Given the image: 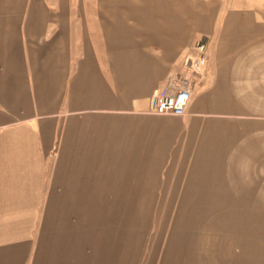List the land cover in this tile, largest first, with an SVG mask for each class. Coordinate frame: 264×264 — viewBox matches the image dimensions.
Segmentation results:
<instances>
[{
  "label": "crops",
  "instance_id": "1",
  "mask_svg": "<svg viewBox=\"0 0 264 264\" xmlns=\"http://www.w3.org/2000/svg\"><path fill=\"white\" fill-rule=\"evenodd\" d=\"M222 1L0 0V264H264V17Z\"/></svg>",
  "mask_w": 264,
  "mask_h": 264
},
{
  "label": "built area",
  "instance_id": "2",
  "mask_svg": "<svg viewBox=\"0 0 264 264\" xmlns=\"http://www.w3.org/2000/svg\"><path fill=\"white\" fill-rule=\"evenodd\" d=\"M203 57L187 58L177 72L169 74L157 91L153 113L156 115L181 116L191 98L196 78L203 75Z\"/></svg>",
  "mask_w": 264,
  "mask_h": 264
},
{
  "label": "rangeland",
  "instance_id": "3",
  "mask_svg": "<svg viewBox=\"0 0 264 264\" xmlns=\"http://www.w3.org/2000/svg\"><path fill=\"white\" fill-rule=\"evenodd\" d=\"M203 1H205L206 2V0H203ZM258 1V4H260V6H261V13H260V15L262 16V17H264V0H257ZM223 1L221 0V3H222ZM190 57H203V59H206L207 57L206 56H204V55H201V56H195V55H193L192 53H190V54H187L186 56H185V58L181 61V63L178 65V70H179V68L182 66V64H183V62L187 59V58H190ZM177 70V71H178ZM177 71H175V72H177ZM174 72V73H175ZM173 72H168L167 73V75L164 77V79L162 80V82H161V84H160V87L158 88V90L163 86V83H164V81H165V79L169 76V74H172ZM201 77V76H200ZM198 78H196V80H197ZM195 82V81H194ZM194 84V83H193ZM194 85L192 86V93H193V90H194ZM157 90V91H158ZM157 93V92H156ZM156 96V95H155ZM192 96V95H191ZM154 100H155V98H154ZM190 100H191V98H190ZM190 100H189V102H190ZM189 102H188V105H189ZM188 105H187V107H186V109H185V111H184V113L181 115V116H176V117H185V116H187L188 115V113H187V110H188ZM152 112H153V110H152ZM154 114V113H153ZM156 115V114H155ZM159 116H172V115H159ZM243 119H246V118H235V123L238 121V120H243ZM154 207V209H155V212H156V214H160V213H162L164 210L166 211L167 210V208H171L172 206H152V208ZM176 208H178V206H176ZM145 209H146V206H145ZM164 211V212H165Z\"/></svg>",
  "mask_w": 264,
  "mask_h": 264
}]
</instances>
